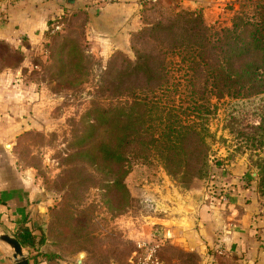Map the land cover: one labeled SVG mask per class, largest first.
I'll list each match as a JSON object with an SVG mask.
<instances>
[{
    "label": "rangeland",
    "instance_id": "rangeland-1",
    "mask_svg": "<svg viewBox=\"0 0 264 264\" xmlns=\"http://www.w3.org/2000/svg\"><path fill=\"white\" fill-rule=\"evenodd\" d=\"M258 3L244 1L239 6V0H231L217 14L210 9L196 10L206 25L218 29L229 23L235 9L241 8L245 15L258 14L264 10L262 2ZM142 5L140 26L102 53L100 47L90 48L85 16L80 10L51 18L49 27L56 22L61 26L54 33L46 29L44 56L33 61L37 65L27 71L42 94L38 123L20 137L18 153L21 163L31 167L33 178L49 201L37 220L45 235L44 247L73 258L83 252L84 264H129L139 233L151 229L160 233L159 228L170 226L178 213L186 216L192 210V201L225 200V196L216 197L208 191L211 179L226 177L232 186L253 189L264 204L254 182L246 186L257 175L254 161L264 157V148L248 146L227 126L228 96L212 95L209 109L201 112L210 134L206 138L210 143L208 162L214 178L192 177L191 171L172 173L153 154L126 153L129 166L124 173L98 156L95 147L103 134L102 115L118 100L142 94L138 63L149 56H166L169 81L185 83L187 77L186 71L178 69V57L161 53L162 43L144 29L158 21L167 23L177 11L190 8L180 7L178 0H142ZM5 51L2 49L3 57H9ZM166 90L169 100L185 108L192 119L190 86L171 84ZM248 119L258 122L256 116ZM119 176L126 191L113 183ZM158 256L160 264H198L195 254L173 242L161 245Z\"/></svg>",
    "mask_w": 264,
    "mask_h": 264
},
{
    "label": "trees",
    "instance_id": "trees-1",
    "mask_svg": "<svg viewBox=\"0 0 264 264\" xmlns=\"http://www.w3.org/2000/svg\"><path fill=\"white\" fill-rule=\"evenodd\" d=\"M244 1L260 3L239 0V6ZM260 1L264 7V0ZM241 10L235 9L229 23L218 29L206 25L196 9H182L173 20L158 21L144 29L162 43L161 53L178 57V69L186 71L187 77L185 83L177 80L171 83L166 56H149L138 63L142 94L118 100L102 115L103 134L95 147L101 160L124 173L129 166L125 163L126 153L153 154L172 173L191 171L192 177L214 178L215 172L208 162L210 143L206 138L210 134L201 120V112L209 109L212 95L229 97L225 101V118L230 130L248 146L264 148V10L251 15ZM171 84L190 86L192 119L185 108L169 100L166 88ZM248 116L258 117V122H250ZM254 165L257 175L246 186L253 181L264 197V157L257 158ZM113 183L127 190L121 176L114 178ZM231 186L226 177L211 179L208 191L216 197L226 196ZM30 220L25 217L15 222L11 230L27 249L28 258L35 262L40 257L60 256L44 247L46 239L41 224ZM216 252L214 246L209 249L211 256Z\"/></svg>",
    "mask_w": 264,
    "mask_h": 264
},
{
    "label": "crops",
    "instance_id": "crops-1",
    "mask_svg": "<svg viewBox=\"0 0 264 264\" xmlns=\"http://www.w3.org/2000/svg\"><path fill=\"white\" fill-rule=\"evenodd\" d=\"M228 1L178 0V5L210 9L217 14ZM91 4L88 0H0V232L12 235L15 222L25 217L37 223L49 202L33 178L31 167L21 163L18 153L20 137L38 123L42 89L27 71L44 56L48 21L70 10H80L85 16L90 48L100 47L101 53L127 38L143 21L144 11L140 9L144 4L140 0ZM2 49L9 57H3ZM253 191L236 184L223 201H192V210L186 216L180 212L170 226L159 228L161 245L178 244L180 249L195 254L198 264H264V204ZM139 234L135 243L150 239L152 229ZM218 244L222 253L211 256L209 249ZM11 254V246L0 240V264H14ZM84 262V258L62 254L40 257L35 262L29 259V264Z\"/></svg>",
    "mask_w": 264,
    "mask_h": 264
},
{
    "label": "built area",
    "instance_id": "built-area-1",
    "mask_svg": "<svg viewBox=\"0 0 264 264\" xmlns=\"http://www.w3.org/2000/svg\"><path fill=\"white\" fill-rule=\"evenodd\" d=\"M95 6H101L105 3L113 2L114 0H88ZM142 4V0H140ZM61 26L60 22L52 23L47 27L48 32L54 33ZM224 198V197H223ZM162 244V237L158 233H152L150 239H140L136 243V249L130 257V264H160L158 256L159 248ZM216 251L222 253L223 249L221 245L216 246ZM213 259V258H211Z\"/></svg>",
    "mask_w": 264,
    "mask_h": 264
},
{
    "label": "water",
    "instance_id": "water-1",
    "mask_svg": "<svg viewBox=\"0 0 264 264\" xmlns=\"http://www.w3.org/2000/svg\"><path fill=\"white\" fill-rule=\"evenodd\" d=\"M0 240L8 243L12 248V258L14 264H29V259L27 252H24V248L21 245L20 241L14 236L7 232H0ZM83 252L79 253V256L82 257ZM78 261H81L78 259Z\"/></svg>",
    "mask_w": 264,
    "mask_h": 264
}]
</instances>
